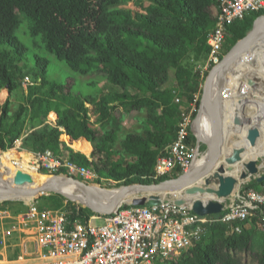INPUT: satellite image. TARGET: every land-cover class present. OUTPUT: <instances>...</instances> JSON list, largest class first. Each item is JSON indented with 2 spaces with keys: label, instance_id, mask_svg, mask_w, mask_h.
<instances>
[{
  "label": "trees",
  "instance_id": "16d2710c",
  "mask_svg": "<svg viewBox=\"0 0 264 264\" xmlns=\"http://www.w3.org/2000/svg\"><path fill=\"white\" fill-rule=\"evenodd\" d=\"M129 3L140 11L126 7ZM218 4V0H0V92L8 93L0 104V151L17 142L31 153L51 151L93 171L97 183L105 180L115 187L179 177L177 173L154 180V167L178 134L181 112L174 99L192 102L201 91L199 67L191 75L186 70L196 68V62L188 64L193 58L199 61L197 66L204 62ZM261 16L264 11L253 12L227 26L224 56ZM251 36L252 32L243 42ZM258 57H250L260 64L259 70L247 69L250 76L264 71V58ZM58 72L65 74L61 80L55 78ZM230 75L228 85L244 77L241 67ZM25 78L29 83L24 86ZM263 80L260 77V84ZM207 94L201 115L213 96ZM117 113L118 121L121 114L141 115L135 138L127 143L131 160L117 154L102 133ZM50 114L57 119L46 121ZM83 142L92 145L90 156L85 154L91 147ZM78 146L81 152L73 149ZM61 173L67 172L61 169L57 174ZM262 184L248 183L242 190ZM39 200L45 201L41 208L66 206L72 221L85 222L94 215L59 195ZM260 209L244 222L206 224L195 248L155 264H240L239 255L253 250L256 231L263 236L254 257L257 264H264ZM237 226L240 232L234 231Z\"/></svg>",
  "mask_w": 264,
  "mask_h": 264
},
{
  "label": "built area",
  "instance_id": "2783aa9c",
  "mask_svg": "<svg viewBox=\"0 0 264 264\" xmlns=\"http://www.w3.org/2000/svg\"><path fill=\"white\" fill-rule=\"evenodd\" d=\"M218 2L215 26L207 36L205 59L199 66L201 90L210 74L223 62L227 26L250 13L264 11V0ZM219 75V82L226 78ZM28 81L29 78H25V83ZM233 86L225 83L216 92L217 98L232 99ZM201 92L195 94L192 102H184L179 97L174 99L181 112L178 134L165 150L167 155L157 158L154 180L186 174L198 159L199 136L195 124L201 116ZM17 143L20 147V142ZM26 152L34 159L30 168L43 177L64 169L68 175L86 182L97 178L87 167L58 158L51 151ZM12 163L18 167L15 161ZM257 209L262 215L258 228L264 232V187L261 191L240 192L217 220L169 204L120 208L109 215L90 216L85 222L70 220L71 211L66 206L55 210L41 208L33 202L16 216H10L8 209L0 205V248L15 247L10 243L17 238L19 253L9 264H154L157 260H174L182 252L195 248L206 233V224L244 222ZM94 219H103V223L92 225ZM240 230V226L234 228L235 232Z\"/></svg>",
  "mask_w": 264,
  "mask_h": 264
},
{
  "label": "water",
  "instance_id": "95a60500",
  "mask_svg": "<svg viewBox=\"0 0 264 264\" xmlns=\"http://www.w3.org/2000/svg\"><path fill=\"white\" fill-rule=\"evenodd\" d=\"M259 18H264V16ZM254 23L247 35L239 40L227 53L223 59L224 61L239 43L245 41L249 37L250 33L254 30ZM221 66L223 65L221 64L217 69L219 70ZM214 73L215 70L210 74L208 79L211 78ZM208 79L205 83L201 106L204 95L206 97L208 96V94H206L207 87L210 84V80ZM258 88V83L251 81L249 82V87L235 88L233 98L239 101L256 100ZM245 127L242 121L234 122L229 129V135L222 140L217 136L218 129H214L211 139L212 146L210 147L205 168L197 170L193 175L187 176L186 173L177 178H170L161 182L151 181L149 184L132 182L127 185L107 188L102 187L100 184H89L67 173L44 176V179H42L43 176L41 174L36 173L40 179H36V182L31 183L33 178L29 172L16 167L13 173L4 168L2 169V174L0 173V187H4L9 191L5 194H0V203L22 201L25 205H28L35 202L38 197L53 194L62 196L67 201L82 208L89 209L96 215H109L125 206L151 207L169 204L176 208L188 209L198 216L210 220H217L223 215L229 201L235 199L245 185L248 183L261 184L264 182V167L262 164L264 158L259 162L258 158H256L249 163H245V170L238 177L234 175L232 178V176L214 173L213 157H215V159L219 156L228 158L229 151L232 148H234V150L236 149L235 139L241 138V140H243L244 137L247 136L252 148L258 145V141L262 139L261 131L254 129L253 131L248 130L247 132ZM243 135L245 136L242 137ZM218 142L219 146L216 147ZM3 154L4 153L1 151L0 155ZM239 158L240 154H236V159ZM12 164L13 166L16 165L15 163ZM2 166L0 162V167ZM214 176L217 178L214 179ZM60 178L63 180L56 181ZM219 178L221 184L216 186L213 183H216L215 180H219Z\"/></svg>",
  "mask_w": 264,
  "mask_h": 264
},
{
  "label": "bare ground",
  "instance_id": "6f19581e",
  "mask_svg": "<svg viewBox=\"0 0 264 264\" xmlns=\"http://www.w3.org/2000/svg\"><path fill=\"white\" fill-rule=\"evenodd\" d=\"M261 20H264V18H260ZM258 19L255 21L254 23V30L252 31V36L251 39L249 40V42L245 43V42H241L239 43V45L233 50V52L225 59V61L223 60L221 68L215 71V73L211 76V78H209L208 80H210V84L207 87L206 90V94L211 92L213 93L212 99L209 103V105L205 108V110L203 111L198 123H197V134L199 136V140H198V144L199 142H204L207 144L208 149L205 152V156H206V161L202 164H198L195 163L188 171H187V176L188 175H193L197 170L199 169H204L207 161H208V157H209V151H210V147L212 146V142H211V138L209 136V131H210V125L211 123H214L215 125L217 124V122H215L214 120H219L220 117H222V135L219 139H225L227 138L228 134H227V123L229 122L228 120H230L231 118V114L229 113H225L224 112V103L226 101H228L229 103L228 108H230L233 112H238L239 110V104L243 103L244 101H248L249 100H236L234 98L232 99H227V100H219L216 96V92L218 91V89H220L223 85H225V83L227 84V86H233V88H246L249 87V82L256 81L258 83V90L260 88L264 89V80L262 82V84H260V77H262L264 79V71L259 72L257 75L255 76H250L248 74V70H250V68L253 65H250L248 63V60L250 57H254V56H259V59H263L264 57V52H262L261 54L260 51L259 53H256L257 50H251L250 49V44L254 39V35H255V29H256V25L258 23ZM247 47V48H246ZM246 48L249 49L248 52H243L242 53V49ZM258 60V59H256ZM241 63V64H239ZM236 67H241V72L244 73V77L241 81L238 82H233L231 84L228 85V79L231 76L230 74H233L234 71H236ZM248 69V70H247ZM223 75V78L226 76V78H224L221 82L219 77L220 75ZM238 78H241V76H238ZM260 91V90H259ZM1 95V94H0ZM4 95V93H3ZM257 95V94H256ZM264 95V94H263ZM3 97V96H2ZM1 97V98H2ZM205 98V95H204ZM204 98L202 101V106L204 103ZM202 106L200 111L202 110ZM221 111V113H220ZM255 123L252 124L250 127L253 129H250V131L254 130V129H258L261 131L262 133V139L264 137V108H263V102L260 108V113H257L255 115ZM261 126H263L262 128H260ZM245 135H243L244 137ZM222 144V143H221ZM263 145L264 143H259L258 141V145H256V147H253L249 144V138L248 137H244L243 140H240L239 142H235L236 145V149L234 150V148H232L229 151V156L228 158H223V157H217L215 159V157H213V169H214V173H218V174H223L226 176H232V178L234 177V175H236L237 177L240 176L243 172H244V165L245 163H249L250 161H252L253 159H256V157L258 156V154L260 153V151L264 152V147L259 150L258 146L259 145ZM223 145V144H222ZM219 146V142L217 144V147ZM264 146V145H263ZM223 148V147H221ZM239 150V152H238ZM244 151V152H242ZM249 153H253V155L249 156ZM9 154H11L10 152L5 153L3 155H0V162L3 165L2 167H0V173L2 174V169L6 168L8 169L10 172L15 171L16 167L13 166L12 161L9 160L10 156ZM236 154H240V158L236 159ZM29 159H33L31 156H29L28 154H25ZM257 155V156H256ZM6 156V157H5ZM242 158V159H241ZM28 159V160H29ZM27 160V161H28ZM29 165L30 163H34V159L33 161L27 162ZM21 169V168H20ZM23 170V169H22ZM31 171V172H30ZM30 171H27L31 174L33 180L31 183L36 182L35 180L40 179L39 176L36 174V172L34 170H32L30 168ZM220 172V173H219ZM217 177L214 176V179H216ZM42 179H44V177H42ZM63 179H57L56 181H62ZM216 183L214 182L213 184H215L216 186L221 184V180L219 178V180H215ZM9 190H7L4 187H0V194H5L7 193ZM210 196H214V195H210ZM1 197V196H0ZM230 202V201H229ZM231 204V203H230Z\"/></svg>",
  "mask_w": 264,
  "mask_h": 264
},
{
  "label": "rangeland",
  "instance_id": "374dc122",
  "mask_svg": "<svg viewBox=\"0 0 264 264\" xmlns=\"http://www.w3.org/2000/svg\"><path fill=\"white\" fill-rule=\"evenodd\" d=\"M145 5H148V3H145ZM126 7L130 8V9H133V10L140 11V9L136 8L132 3H129ZM258 20H259L258 22H260V23L258 24V26H257V28L255 30L254 39H253V41L250 44V49L251 50H257V51H259L262 48V42H263V39H264V20L262 21L260 18ZM248 51H249V49H247V52ZM226 55H227V53H225V56ZM194 62H196V68H195L194 65L191 66V64H193ZM198 62L199 61H197L195 58L192 59V63L188 62V64L192 67L191 69L187 68V70H186V72L189 75L193 74V72H195L198 69V67L201 65L200 64V65L197 66ZM64 76H65L64 73L58 72L55 78L57 80H61L62 77H64ZM27 83H29V81ZM23 84H24V86L26 85L25 82ZM204 87H205V85H204ZM201 91H202L201 92V95H202L203 91H204V88ZM3 93H4V95H3ZM0 94H1L0 95V104H1L8 97V93H7L6 90H3V91L0 92ZM257 94L258 95L256 97V100L253 99V100H249V102L248 101H244L243 103H240L238 112H233L232 113V110L230 108H228V105H227L229 102L226 101L224 103V106H225L224 112L226 114L227 113L231 114V118H230V120H228L229 122L227 123V130H226L227 134L229 133L230 127H232V125L236 121H239V122L242 121V123L246 126L245 128H246L247 132H248V130L250 131V129H252L250 126L255 123V119H256L255 115L257 113H260V108H261L262 102L264 101L263 88H261V92H259V90H258ZM255 102H258V104H256V107L255 106H251ZM11 108L12 109L15 108V103H13L11 105ZM142 114L144 115V113H142ZM121 115H124L121 121L116 120V118L120 117V114L117 113V115L115 117H113V119L110 122L106 123L105 127L102 130V133H104L103 135H104L105 139L108 141V144L113 147V149L116 151L117 154L123 155L126 160H131L132 159V155L130 154V152L127 149V143H129L131 140H133L135 138L134 134L137 133V129H136L137 121H138V118L141 115H138L139 117L137 115H135V116L125 115V114H121ZM52 116L53 115H48V117L46 118V121H50V122L55 121L56 117L54 116V118H53ZM94 118L95 117H92V121L94 120ZM262 127L263 126H261L260 128H262ZM141 128H142V125L139 124V129L141 130ZM214 129H218L217 130V132H218L217 136H218V138H220L221 135H222V133H221L222 132V126L219 127L218 126V122H217L216 125L214 123H211L210 131H209V136H210L211 139H212V135H213ZM245 137H247V136H245ZM240 140H241V138H237V139H235V142H237V141L239 142ZM259 143H264V137H263V139H261L259 141ZM263 145L262 144L259 145L258 149L261 150L264 147ZM90 146H91V150H90V152L88 154H85L86 156H90V154H91V152L93 150V147H92L91 144H90ZM200 147H202L201 150H199ZM207 149H208V146H207L206 143L199 142V144H198V154H199V156H198V159L196 160L195 163L202 164V163H204L207 160L206 156H205V152L207 151ZM12 151H15L17 153H14ZM75 151L81 152L79 150H75ZM8 152L11 153V154H9V156H10L9 160L15 161L18 164L19 168H21L23 170H26V171H30V165L27 162L33 161V159H29L25 155V154H27L26 150H24L21 147H19L18 143L15 145V147H13V148H11L9 150H6L3 153L5 154V153H8ZM250 155H253V153H249V156ZM256 158H258V162L262 161L261 159L264 158V152L260 151V153L258 154V156ZM87 183L94 184V185H99V183H97L96 180H91L90 182H87ZM100 185L102 187H107V188L114 187V186L109 185L108 182L106 183L105 180L104 181L102 180ZM39 199H40V197H38L35 200V204L40 207L41 204H43V205L45 204V201L39 200ZM37 200H39V201L37 202ZM9 202L10 203H7V204L6 203L4 204V202H3V204H4L3 206L4 207L6 206L10 216H16L19 211L24 210L26 208V206H27L22 201H9ZM231 202H232V200L229 202V204ZM1 208H2V205H1ZM91 216H96V215L94 214V215H91ZM102 223H103V219H94V220H92V225H101ZM253 235H254V237H253V250H252V252L250 251V252H248V254H245V256L244 255H239L240 264H257L256 261H255L254 254L256 252H258L261 249V247H262L261 245H262V236L263 235H261L257 231L255 232V234L253 232ZM14 253H15V251H12V250L8 251L7 252V257L10 258L11 256L14 255ZM164 261L165 260H162V261H158L157 260V261L154 262V264L156 262H164Z\"/></svg>",
  "mask_w": 264,
  "mask_h": 264
},
{
  "label": "crops",
  "instance_id": "0c3cea01",
  "mask_svg": "<svg viewBox=\"0 0 264 264\" xmlns=\"http://www.w3.org/2000/svg\"><path fill=\"white\" fill-rule=\"evenodd\" d=\"M262 52H264V39H263V42H262ZM264 58V57H263ZM249 61L251 62V64L253 65V69L254 70H259L260 69V64L258 63V61H256L254 58H250ZM261 92V88L259 89ZM263 92H264V89H263ZM137 114L135 113H132L130 114V116H135ZM215 122H218V120H214ZM83 144H88L90 146V144L88 142H83ZM80 146L78 147H73L74 150H77V148H79ZM91 147V146H90ZM263 164V167H264V162L262 163ZM263 170V168H262ZM264 187V185H258L256 189H249V190H254V191H261L262 188ZM243 190H241L242 192ZM10 244L14 245L15 247H9L7 249L5 248H0V264H9L10 262H12L15 257L17 256V254L19 253V248L16 246L18 244V240L17 238H15ZM15 251L14 255L11 256L10 258L7 257V252L8 251Z\"/></svg>",
  "mask_w": 264,
  "mask_h": 264
},
{
  "label": "clouds",
  "instance_id": "9594fccd",
  "mask_svg": "<svg viewBox=\"0 0 264 264\" xmlns=\"http://www.w3.org/2000/svg\"><path fill=\"white\" fill-rule=\"evenodd\" d=\"M225 57V56H224ZM25 82V81H24ZM26 84V83H25ZM51 115V114H50ZM56 116V115H55ZM56 119V118H55ZM199 140V139H198ZM96 215V214H95Z\"/></svg>",
  "mask_w": 264,
  "mask_h": 264
}]
</instances>
